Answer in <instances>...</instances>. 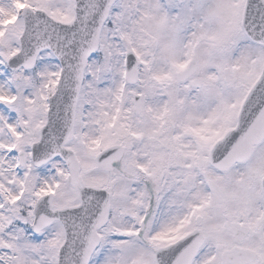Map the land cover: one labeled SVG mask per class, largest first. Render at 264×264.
Instances as JSON below:
<instances>
[{"label":"snow or ice","instance_id":"6c2138e0","mask_svg":"<svg viewBox=\"0 0 264 264\" xmlns=\"http://www.w3.org/2000/svg\"><path fill=\"white\" fill-rule=\"evenodd\" d=\"M0 264H264V0H0Z\"/></svg>","mask_w":264,"mask_h":264}]
</instances>
